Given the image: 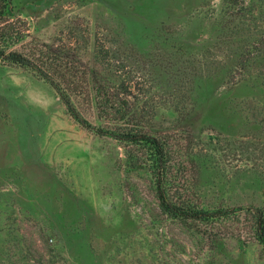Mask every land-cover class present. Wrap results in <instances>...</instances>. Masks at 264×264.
Wrapping results in <instances>:
<instances>
[{"label":"rangeland","instance_id":"obj_1","mask_svg":"<svg viewBox=\"0 0 264 264\" xmlns=\"http://www.w3.org/2000/svg\"><path fill=\"white\" fill-rule=\"evenodd\" d=\"M220 3L14 0L12 22L16 35H30L20 48L33 47L36 36L91 70L93 58L101 59L110 75L102 81L145 123L172 117L196 70L216 73L220 79L199 91L189 121L171 128L172 144L174 130L189 133L206 160L188 170L200 200L261 205L264 134L218 108L241 106L245 96L262 106L260 92L237 81L257 73V65L243 64L242 47L253 27L264 31L263 22H240L238 42L211 41L206 54L174 51L175 23L195 12L210 15ZM237 49L236 62L229 54ZM227 68L239 73L231 90L223 83ZM89 117L98 122L95 113ZM0 264H264V248L236 220L202 225L165 216L146 169L128 170L123 144L82 128L35 74L0 62Z\"/></svg>","mask_w":264,"mask_h":264},{"label":"trees","instance_id":"obj_2","mask_svg":"<svg viewBox=\"0 0 264 264\" xmlns=\"http://www.w3.org/2000/svg\"><path fill=\"white\" fill-rule=\"evenodd\" d=\"M243 9L250 14L249 17L246 13H241ZM16 10L14 0H0V62L32 72L56 91L67 112L82 128L98 136H110L123 144L128 170L146 169L165 216L202 225L224 224L236 220L264 248V201L261 205L251 203L230 206L222 203L206 204L200 200L192 192L197 185L194 180L189 179L188 170L190 165L204 166L206 160L189 133L188 136H181L175 131L185 125L197 109L200 102L199 91L207 85L206 82L214 81L217 77L220 79L216 73L196 70L187 92L180 94L174 103V108L170 111L172 117L165 119V122L145 123L132 117L125 107L124 99L119 97L120 94L113 92V87L102 81L101 76L109 78L110 75H106L105 68L101 67V59L93 58L91 70L90 66L86 67L80 62L81 59H73L70 53L63 52L36 36H31L29 41L34 43L33 47L26 45L20 48L18 44L30 35H16L12 22L18 16ZM211 12L210 15L195 12L181 24L175 23V53L198 51L206 54L211 41L238 42L240 22L249 27L252 24L246 22L248 18L263 22L264 27V0H221L219 8ZM254 28L243 40L242 48L248 53L243 64L257 65V73L245 75L237 82L242 81L256 88L263 104L260 108L252 106V100L245 96L241 106H232L228 102L219 105L218 109L237 116L247 125L250 123L255 131L264 134V31H254ZM164 29V25H160L161 34ZM125 33L124 27L120 29V35ZM160 36H156V39ZM229 55L230 59L237 62L238 49ZM230 70L231 68H227L223 71V83L231 90L230 83H234L239 73ZM91 112L96 114L98 122L90 119ZM171 128L175 129L174 145ZM180 133L183 134L182 131ZM179 140L187 141L181 145ZM262 184L264 188V180Z\"/></svg>","mask_w":264,"mask_h":264}]
</instances>
